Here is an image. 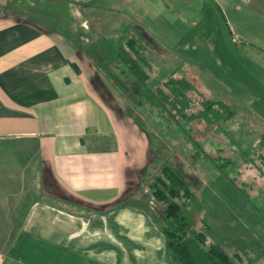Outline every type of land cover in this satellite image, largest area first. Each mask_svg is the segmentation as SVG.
I'll return each instance as SVG.
<instances>
[{
  "label": "crops",
  "instance_id": "0c3cea01",
  "mask_svg": "<svg viewBox=\"0 0 264 264\" xmlns=\"http://www.w3.org/2000/svg\"><path fill=\"white\" fill-rule=\"evenodd\" d=\"M78 2L76 23L48 0H0V264H171L135 195L158 149L88 48L106 28L178 44L220 25L264 57V0Z\"/></svg>",
  "mask_w": 264,
  "mask_h": 264
},
{
  "label": "rangeland",
  "instance_id": "374dc122",
  "mask_svg": "<svg viewBox=\"0 0 264 264\" xmlns=\"http://www.w3.org/2000/svg\"><path fill=\"white\" fill-rule=\"evenodd\" d=\"M48 2L54 16L78 22V0ZM220 28L215 25L202 37L184 36L178 44L159 37L156 30L106 28L101 30L98 47L88 50L97 59L126 38L137 36L148 62L149 88L173 73L190 79L205 97L220 99L233 109L227 119L205 124L199 118L167 121L153 104L146 110L145 102L135 101L133 108L153 135V150L165 149L161 157L180 170L201 204L199 219L206 224V240L229 250L244 245L254 264H264V175L254 165L263 149L259 138L264 132V57L228 44ZM126 93L131 94L129 89ZM135 190L136 198L145 199L144 207L159 223L160 203L146 186L139 184Z\"/></svg>",
  "mask_w": 264,
  "mask_h": 264
},
{
  "label": "trees",
  "instance_id": "16d2710c",
  "mask_svg": "<svg viewBox=\"0 0 264 264\" xmlns=\"http://www.w3.org/2000/svg\"><path fill=\"white\" fill-rule=\"evenodd\" d=\"M143 48L139 37L131 36L111 47L105 56H98L94 62L134 108L136 102H145L148 104L146 110L153 104L167 121L199 118L205 124H217L232 115L233 109L226 102L205 97L185 76L169 73L160 85L149 88L145 68L148 62ZM126 89L131 94H127ZM133 119L148 132L145 123L135 113ZM259 142L263 150L254 165L264 175V132L260 134ZM157 149L153 168L144 176L143 184L161 205L159 226L168 261L171 264H254L244 245L236 244L229 250L217 242L206 240V224L199 219L201 204L180 170L162 158L161 153L165 149ZM224 162H229V159Z\"/></svg>",
  "mask_w": 264,
  "mask_h": 264
}]
</instances>
